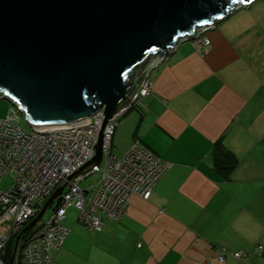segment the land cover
<instances>
[{
  "label": "crops",
  "instance_id": "crops-1",
  "mask_svg": "<svg viewBox=\"0 0 264 264\" xmlns=\"http://www.w3.org/2000/svg\"><path fill=\"white\" fill-rule=\"evenodd\" d=\"M227 19L203 34L207 46L183 40L154 63L145 105L117 119V154L138 140L168 164L149 199L132 195L119 221L102 218L52 264H264L262 19ZM217 144L232 169H216Z\"/></svg>",
  "mask_w": 264,
  "mask_h": 264
},
{
  "label": "water",
  "instance_id": "water-1",
  "mask_svg": "<svg viewBox=\"0 0 264 264\" xmlns=\"http://www.w3.org/2000/svg\"><path fill=\"white\" fill-rule=\"evenodd\" d=\"M250 2L0 0V98L19 110L34 131L88 125L102 108L108 121L121 110L116 112L117 105L127 99L135 70L147 56L159 52L167 59L179 41ZM95 150L98 164L101 139ZM63 189L51 195L23 232ZM14 254L15 247L9 264Z\"/></svg>",
  "mask_w": 264,
  "mask_h": 264
},
{
  "label": "built area",
  "instance_id": "built-area-1",
  "mask_svg": "<svg viewBox=\"0 0 264 264\" xmlns=\"http://www.w3.org/2000/svg\"><path fill=\"white\" fill-rule=\"evenodd\" d=\"M205 31L194 36L198 48L209 44L203 36ZM151 90L152 83L145 77L135 98L113 118L105 121L100 109L90 124L66 130L34 131L31 127L24 131L15 123L19 110L17 116L12 112L0 120V180L4 176L12 180L6 191L0 190V264H5L10 241L17 237L16 255L24 264H52L70 234L62 225L69 207L79 210L76 223L96 232L102 230V218L116 222L124 216L132 195L149 199L168 164L138 140L121 158L112 155L110 149L117 119L127 110L142 108ZM100 139L101 159L96 164L93 158ZM96 174L95 184L80 186L85 178ZM61 186L64 189L48 219L40 221L41 217L40 223L23 232ZM6 223L11 224L10 234L1 231ZM216 251V259L222 263L223 250ZM255 252H263V247L257 246Z\"/></svg>",
  "mask_w": 264,
  "mask_h": 264
},
{
  "label": "rangeland",
  "instance_id": "rangeland-1",
  "mask_svg": "<svg viewBox=\"0 0 264 264\" xmlns=\"http://www.w3.org/2000/svg\"><path fill=\"white\" fill-rule=\"evenodd\" d=\"M249 9H251V10H249ZM230 13H229V16L227 17L228 18L227 19L228 22L231 21V19H233V18H235V17H237V16H239L241 14H245V13H246L247 16H249V15H255L257 18L262 19L261 33H263V37H264V0H251V2L248 3V4H240V5H237L235 7V9H233ZM237 20H238V18L235 19L234 21H237ZM234 21H232V22H234ZM216 22H214V23H216ZM208 27L209 26H205V27H203V29L207 31L209 29ZM203 29L201 28L196 33V35L199 34V33H201V30H203ZM102 110H103V108H102ZM131 111H132L131 113H133L136 110H131ZM12 112H14L16 114V116H17L18 110L10 102H8L6 100H2L0 98V120L1 119H4L7 116V114L12 113ZM103 113H104V111H103ZM131 113H129V114H131ZM123 119H121V121ZM15 123H16V125L19 128H21L24 131H30V129H31V127L29 126L28 122L26 121V119L22 115V113L19 114V116H17V119H16ZM137 142H139V141H137ZM110 152L116 158H121L122 156L125 155V154L124 155L117 154L116 150L113 149L112 146H111ZM98 177H99L98 174L91 175V176L85 178L80 183V186L82 188H84V187L93 185V184H95L97 182ZM11 181L12 180H11V178L9 176L2 177V179L0 180V190L1 191H6L10 187ZM54 204H55V202L52 203L51 206L48 207L45 210V212H44V214H43V216H42V218H41L40 221H43V220L48 219V217L51 214L52 209L54 208ZM78 216H79V210L78 209H76L74 207H69V208L66 209L65 218L62 220V225L67 230L70 231V234L67 237V240L65 242V245H64V248L65 249H66V247H68V243L70 241H72L74 239H82L83 237L86 236V234H91V232L87 231L82 225H80L79 223H76V220H77ZM38 223H40V222H38ZM10 226H11L10 223H6L1 228V231L4 232V233H6V234H10ZM15 242L16 241H14L13 249H12V253H13V250H14V247H15V254H14V259L15 260L13 259L12 264H24V262L21 261V259L19 258L18 254L16 255V245H15ZM20 244H21V240H20ZM62 249H63V247L60 249V251ZM18 251H19V248H18ZM10 258H11V255L9 257V260H7V258H6L5 262H7V264H9Z\"/></svg>",
  "mask_w": 264,
  "mask_h": 264
},
{
  "label": "trees",
  "instance_id": "trees-1",
  "mask_svg": "<svg viewBox=\"0 0 264 264\" xmlns=\"http://www.w3.org/2000/svg\"><path fill=\"white\" fill-rule=\"evenodd\" d=\"M213 25H216V23H213ZM163 56L164 55L162 53H159V52L154 53V54H150L149 56H147L145 58L144 62L141 63L137 67V69L135 70V74H134V76H136V83H134L133 87L129 90L127 99L122 101V102H120L117 105L116 112L119 111L120 109L124 108V106L128 103V101H129L130 97L132 96V94H134L136 92V90L139 87L141 81L146 77L148 69L150 68L152 63L154 61H157V60H160V59L164 58ZM235 164H236V160L234 159V157L230 153H228L225 150H223L220 147V144H217L216 145V150L214 152V165H215L216 169L218 171H226L227 169L230 170V169L233 168V166ZM13 242H14L13 240L10 241V245H9L10 249L8 251V254H7V260H9V257L11 255V252H12L11 248H12ZM5 264H7V262H5Z\"/></svg>",
  "mask_w": 264,
  "mask_h": 264
},
{
  "label": "clouds",
  "instance_id": "clouds-1",
  "mask_svg": "<svg viewBox=\"0 0 264 264\" xmlns=\"http://www.w3.org/2000/svg\"><path fill=\"white\" fill-rule=\"evenodd\" d=\"M235 9V8H234ZM229 16V13H228V15H227V17ZM227 17H225L224 19H226ZM223 20V19H222ZM222 20H220V21H222ZM220 21H217L216 22V24L218 23V22H220ZM213 26H215V25H212V26H209L208 28H211V27H213ZM205 27V26H204ZM202 29H203V27H201ZM204 34V33H203ZM195 36V35H194ZM183 40H193V41H195L194 40V37L193 38H184ZM179 42H181V41H179ZM179 42H178V44H179Z\"/></svg>",
  "mask_w": 264,
  "mask_h": 264
},
{
  "label": "bare ground",
  "instance_id": "bare-ground-1",
  "mask_svg": "<svg viewBox=\"0 0 264 264\" xmlns=\"http://www.w3.org/2000/svg\"><path fill=\"white\" fill-rule=\"evenodd\" d=\"M34 219V218H33ZM38 222V221H37ZM33 227V226H32Z\"/></svg>",
  "mask_w": 264,
  "mask_h": 264
}]
</instances>
